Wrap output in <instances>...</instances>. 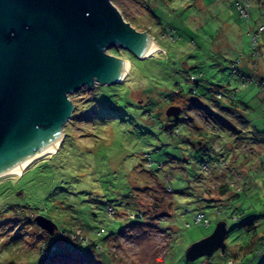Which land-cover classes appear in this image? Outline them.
<instances>
[{"label":"rangeland","instance_id":"1","mask_svg":"<svg viewBox=\"0 0 264 264\" xmlns=\"http://www.w3.org/2000/svg\"><path fill=\"white\" fill-rule=\"evenodd\" d=\"M111 2L163 51L140 59L109 48L108 54L129 62L122 82L70 94L74 111L57 150L24 174L0 178V264H227L229 259L264 264V92L256 87L246 92L242 78L231 71L230 60L242 61L252 52L249 33L231 36L230 45L218 34L224 19L229 31L264 25V0L252 1L248 22L238 17L235 0H203V6L196 0ZM169 29L175 33L167 34ZM257 44L260 53L252 65L260 76L264 32ZM190 75L198 79L194 93ZM170 105H182L177 119L166 116ZM240 117L247 124L241 125ZM167 127L177 128V135L167 134ZM254 131L261 134L253 138ZM197 135L206 137L204 149L188 142ZM229 138L236 149L225 143ZM223 147L231 149L224 156L230 173L242 179L235 196L219 194L232 178L216 170L198 182L203 151ZM148 154L153 165L146 169ZM200 184L208 188V201ZM109 205L119 216H108ZM138 211L144 219L128 217ZM197 211L209 219L207 227L193 222ZM38 215L56 225L53 233L36 224ZM221 219L228 228L224 254L187 261L185 249ZM74 230L70 243L61 231ZM88 237L102 251L80 243ZM45 242L57 244L47 255Z\"/></svg>","mask_w":264,"mask_h":264},{"label":"water","instance_id":"2","mask_svg":"<svg viewBox=\"0 0 264 264\" xmlns=\"http://www.w3.org/2000/svg\"><path fill=\"white\" fill-rule=\"evenodd\" d=\"M151 42L111 0H0V173L55 151L74 111L70 94L122 82L129 63L109 48L142 59ZM180 110L170 105L165 114L176 118ZM35 222L49 233L57 228L39 215ZM227 233L218 220L185 249V259L224 253Z\"/></svg>","mask_w":264,"mask_h":264},{"label":"trees","instance_id":"3","mask_svg":"<svg viewBox=\"0 0 264 264\" xmlns=\"http://www.w3.org/2000/svg\"><path fill=\"white\" fill-rule=\"evenodd\" d=\"M247 2V6H246V8H245V15H242V13H241V8H243V4H244V2ZM252 1L253 0H235V2H234V5H235V9H236V11H237V14H238V17L240 18V19H243V20H246L247 22L250 20V12H249V8L251 7V4H252ZM147 5V4H146ZM240 6H242V7H240ZM245 7V6H244ZM259 29H261V31L259 30ZM248 33H249V37H250V39H249V46H250V48H251V50H252V52L250 53V54H248V56L250 57V59L251 60H254L255 58H253V57H258L259 56V51L257 52V49H258V40H259V37H260V35H261V33H263L264 32V25H262V24H260V25H258L255 29H253L252 27H250L249 29H248V31H247ZM171 33H175L174 32V30L173 29H169V30H167V34H171ZM172 37V36H171ZM126 54H128V55H132V54H130V53H126ZM230 64H231V71H232V73H236V74H238L239 75V77L240 78H242V83H241V87H243V88H247L249 85H253L254 86V88L256 87V88H258V90L260 91V92H264V76H256V74H253V73H245L242 69H239L237 66L239 65V64H241V60H239V59H235V60H230ZM244 73H243V72ZM201 75V74H200ZM188 80L190 81V82H192V84H193V87H192V89H191V92L192 93H194L195 92V90H196V88H197V86H198V84H197V78H196V76H193V75H190L189 76V78H188ZM247 83H250L248 86H246L247 85ZM175 99V98H174ZM174 99H172V101L174 100ZM165 102H168V99H165ZM191 102H193V103H195L194 101H191ZM196 104H197V102H196ZM182 106V105H181ZM180 106V107H181ZM181 112V111H180ZM180 114V113H179ZM148 116L150 115V113H148L147 114ZM209 115V114H208ZM208 115L207 116H203V117H205V119L206 118H208ZM168 117V116H167ZM239 117V116H238ZM170 118H173V119H177V117L176 118H174V117H170ZM241 119H242V124L241 125H245V124H247V122H246V120L244 119V118H242V117H240ZM206 122H207V119H206ZM235 126V125H234ZM227 127L229 128V130H230V132L231 133H234L235 135L236 134H238V135H240V136H238V139H240V138H242V140L246 143V140H245V138H244V136L242 135V134H240V132H239V130L236 128H234L233 126H231L230 124H228L227 125ZM177 130V128H174V129H172V127H167L166 128V131H167V134H169V135H177V133H174V131H176ZM257 134H261V133H258L257 131H254V136H253V138H255V137H257ZM181 134H179V136H180ZM232 135V134H231ZM237 136V135H236ZM231 138V137H230ZM229 138V140L228 141H226L225 143H228V144H230V146H231V148H233V149H236L237 147L236 146H234L233 144V140L231 141V139ZM185 140H188L187 138H184ZM206 139V137L203 135H197V136H195V139H192L191 141H189L188 140V142H191V144H192V146L194 147V148H196V149H202L203 147V142H204V140ZM195 141V142H194ZM194 142V143H193ZM224 143V144H225ZM251 148V147H250ZM204 149V148H203ZM222 148H220V149H218L216 152H213V151H207V150H204L203 151V154H202V156L200 157V159L198 160V170H199V172L202 174L201 176H199L198 177V182L200 181V180H202L203 178H206V180L208 181V179H209V177L211 176H209V174L210 173H208V172H211V171H213V170H216V171H218V173L220 174V175H222V176H224V177H226V180L227 179H230V178H232V182H231V185H227V186H224L225 184H223L221 187H223L221 190H219L220 192H219V194H221V196L222 195H232V196H235L237 193H239V190H240V186H239V183L241 182V180H239V181H237V179H235V178H233V177H235V176H233L230 172H231V169L232 168H228V164H226L228 161L224 158V156H225V154H228V152L229 151H231V149L230 148H225V147H223V149L221 150ZM238 151V150H237ZM227 152V153H226ZM224 153V154H223ZM231 153H229V155H230ZM232 155V154H231ZM230 155V156H231ZM236 155V154H235ZM237 156H236V160H237ZM147 162H146V169H148V168H151L152 167V165H153V163H152V161H150L149 160V154L147 155ZM203 164H205V168L207 167L208 169L206 170L205 168H203ZM158 167H161V166H158ZM217 168H219V170L217 169ZM211 169V170H210ZM224 172V174H222ZM25 173V172H24ZM23 173V174H24ZM205 185V184H204ZM234 185H236V187H237V191L235 190L234 191V189H231V187L230 186H234ZM203 188H202V187ZM201 189H202V192L201 193H203L204 195V199L206 200V201H208L205 197H206V195H208V194H206L205 195V191H208V188L206 189V187L205 186H203V184H200V186H199ZM167 189V188H166ZM169 192H171V189L169 188ZM238 195V194H237ZM211 202V201H210ZM108 209H110V211H112V213L108 210ZM106 213L108 214V216L109 217H112V216H115V215H117V216H119V214H117L116 212H115V210L111 207V205H109L107 208H106ZM197 214H202L203 215V219L201 220V221H199V222H196L195 221V217H196V215ZM128 217H130L131 219H133V218H140V219H144V216H143V212H140V211H138L137 213H135V214H129V216ZM203 220H207V222L206 223H204V221ZM193 222L195 223V224H197V225H203V226H208L209 224H210V221H209V219L206 217V215L204 214V212H202V211H197L194 215H193ZM186 227H187V225H186ZM252 230H254V226H253V229ZM121 231V230H120ZM73 232H75V230L74 231H71V232H66V231H61V233H66V234H68L69 235V233L70 234H72ZM55 234V233H54ZM98 235V234H97ZM62 237V236H61ZM67 237V236H66ZM65 237V238H66ZM70 243H72L73 241H74V239L73 238H71V236L69 235L67 238H66ZM51 242V241H50ZM50 242H45V244H46V248L44 249V253L47 255V253H48V251L49 250H53V249H56V247H57V244H56V242H52L51 244H49ZM80 243H83V244H85L87 247H92V248H98L99 249V251H102V248H101V245H99V244H93V240H91L90 239V237H88L87 239H85V240H81L80 241ZM74 244V243H73ZM221 254H224V253H221ZM52 258H58V256L55 254ZM51 258V259H52ZM227 264H234V262L231 260V259H229V260H227Z\"/></svg>","mask_w":264,"mask_h":264},{"label":"crops","instance_id":"4","mask_svg":"<svg viewBox=\"0 0 264 264\" xmlns=\"http://www.w3.org/2000/svg\"><path fill=\"white\" fill-rule=\"evenodd\" d=\"M197 3L200 5V6H203L204 2L203 0H196ZM257 3V2H256ZM257 4H254V8H256ZM223 12H225V10H222L221 11V16L223 15ZM227 20H222V26L224 28V30H222L221 32H218L219 34V39L222 40L223 43L227 44V45H230V37L232 36V38L234 39H239V38H243L245 36V33H247L248 29L250 28V25H248L247 27H245V29L243 28H240L239 27V30L237 31H229V27L227 26ZM147 33V32H146ZM148 34V33H147ZM150 36L153 37V40L155 42L154 45H156L158 47V51L162 50V47L156 42V39L154 38L153 35L149 34ZM153 42V43H154ZM232 44V43H231ZM163 51V50H162ZM245 57V58H244ZM243 57V60L241 61V69L246 73V71H249L248 73L252 72L253 74H256L258 68L255 67L253 64L254 60H251L250 57L248 56V53L245 54V56ZM255 70V71H253ZM260 76H264V75H260ZM248 88V89H247ZM247 91L246 92H250L252 91V89L254 88L253 85H249V87H247Z\"/></svg>","mask_w":264,"mask_h":264},{"label":"bare ground","instance_id":"5","mask_svg":"<svg viewBox=\"0 0 264 264\" xmlns=\"http://www.w3.org/2000/svg\"><path fill=\"white\" fill-rule=\"evenodd\" d=\"M155 44V42L154 43H150L149 44V46L146 48V50L141 54V56H143V57H148V56H150V55H152V54H154V53H156V52H158V47L156 46V45H154ZM128 62V61H127ZM129 63V62H128ZM129 67H130V65H129ZM58 145H59V143H58ZM58 145H57V147H58ZM57 147H56V149H55V151L57 150ZM54 151V152H55ZM54 152H48V153H46V154H44V155H41L40 157H38V158H36V159H33L32 161H30L23 169H25L27 166H29L30 164H32L34 161H36V160H38L39 158H42L43 156H45V155H47V154H49V153H54ZM23 169L21 170V171H19V172H16V173H14V172H9V171H7V172H4V173H0V178H2V177H5V176H8V175H21V173H22V171H23Z\"/></svg>","mask_w":264,"mask_h":264},{"label":"built area","instance_id":"6","mask_svg":"<svg viewBox=\"0 0 264 264\" xmlns=\"http://www.w3.org/2000/svg\"><path fill=\"white\" fill-rule=\"evenodd\" d=\"M245 6V7H244ZM246 6H247V2L245 1L244 2V4H243V8H241V13H242V15H245L246 13H245V8H246ZM240 7H242V6H240ZM260 31H261V29H259ZM203 168H205V164H203ZM203 219V215L202 214H197L196 215V217H195V221L196 222H199V221H201ZM204 221V223H206L207 222V220H203Z\"/></svg>","mask_w":264,"mask_h":264}]
</instances>
